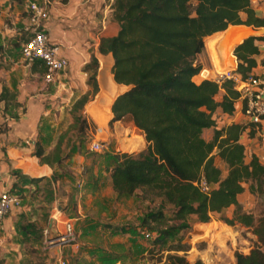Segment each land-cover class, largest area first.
Listing matches in <instances>:
<instances>
[{
  "label": "trees",
  "instance_id": "trees-1",
  "mask_svg": "<svg viewBox=\"0 0 264 264\" xmlns=\"http://www.w3.org/2000/svg\"><path fill=\"white\" fill-rule=\"evenodd\" d=\"M112 7L118 31L101 38L99 52L112 55L115 82L129 87L114 96L112 121L130 118L148 143L145 153L112 155L113 191L127 196L143 188L173 206L175 224H169L170 218L160 209L142 219L159 245L188 229L189 215L207 224L212 213L234 206L233 216L224 221L252 227L260 244L248 254L235 253V264H264V215L255 220L243 212L239 202L246 185L251 194L264 192V165L254 154L246 162L245 146L240 142V136L248 129L252 136L258 124L245 120L217 128L215 111L232 115L236 109L240 94L235 83L231 79L220 84L194 80L206 73L196 60L213 41L206 38L228 25L264 27V17L256 16L251 0H114ZM262 39L264 36L248 37L236 43L234 72L243 80L256 66L255 41ZM90 83L95 94V74ZM6 91L4 87L0 101L5 100ZM87 101L88 94L81 96L73 110L81 109ZM210 127L213 136L206 141L202 131ZM42 154L37 146L35 155ZM216 158L225 165V174ZM201 180L209 186L208 191L200 189ZM161 264L202 262L167 254Z\"/></svg>",
  "mask_w": 264,
  "mask_h": 264
},
{
  "label": "crops",
  "instance_id": "crops-1",
  "mask_svg": "<svg viewBox=\"0 0 264 264\" xmlns=\"http://www.w3.org/2000/svg\"><path fill=\"white\" fill-rule=\"evenodd\" d=\"M31 1L38 0H0V93L5 87L7 89L5 94L9 93L10 97L5 98L6 103L5 100L0 101V111L3 114L0 116V124L7 125L6 130L0 131V193L6 189L14 194L17 190L25 193V191L40 188L48 189L53 200L44 225L39 222L41 218H36L37 220L32 218L28 221H35L38 229L39 226L41 227L44 236L49 232L58 235L61 233L59 227L63 225L61 222L72 220V217L66 214L69 193L75 190L79 196L83 188L87 186V176L80 172L81 168H76V177L73 179L63 174L62 163L50 156L60 141L59 136L70 123V111L73 109V104L81 96L88 94V101L81 109L82 113L89 112L88 109L96 103L100 95L101 102L110 97L113 91L112 86L115 88V85H118L121 92L129 87L117 84L111 77L115 85L110 82L107 77L108 70L111 73L113 57L111 54L99 52L101 38L113 36L118 31V24L111 22V20L114 21L111 18L114 0H49V19L45 23L49 41L59 46L60 55L64 56L69 63L68 67L59 72L50 84H46L43 80L44 67L41 62L20 65L21 61L18 57L22 43L25 41V39L22 41L20 36L27 35L24 30L27 25V15H23V12H27L28 3ZM253 9L256 16L264 17V0H256V9L254 7ZM243 15L242 13L241 17ZM14 41L15 44L20 41L22 43L20 46H13L11 43ZM255 44L258 47V53L254 55L256 66L251 74L264 77V39L256 40ZM232 47L229 51L234 48ZM229 51L223 53V58L226 65H229L225 69L232 70L237 67L238 61ZM203 56L206 57V64H203ZM102 59L110 61L111 64H106ZM196 60L202 64V68L205 66L208 69L213 68L211 56L206 47L205 52L199 54ZM92 65L96 66L94 73L97 84V92L93 95L85 78L79 76L84 67L88 69ZM104 65H106L105 70L107 69L106 78H101L105 72ZM5 66H10L11 72L5 70ZM205 75L206 73L202 77L208 78ZM197 78H201L200 75L195 79ZM201 80L203 79L195 81ZM262 96L264 98V91ZM107 104L108 119H103L105 107L97 123L99 128L104 130L108 122L107 132H109L111 148L109 152L112 155L143 152L148 146L144 135L128 117L112 121V100ZM215 117L217 128L233 122L245 121L241 114L240 101L237 102L232 115L217 109ZM248 130L240 136V142L245 146V161L248 162L254 154L264 165V119L258 124L252 136L248 134ZM134 131H136L135 137H133ZM212 136L213 127L203 129L202 137L206 141L211 140ZM36 146L42 148L41 157L47 158L46 161L35 155ZM63 157L65 156H60V161ZM68 161L76 162V165H85L89 163V158L78 154ZM215 162L222 169L225 167L219 158H216ZM14 172H17V175ZM17 209L13 208L0 222L2 250L6 249L7 245L12 246L13 242H8V237H13L12 230L17 219ZM26 209L29 208H24V211ZM49 236L52 235L49 234Z\"/></svg>",
  "mask_w": 264,
  "mask_h": 264
},
{
  "label": "rangeland",
  "instance_id": "rangeland-1",
  "mask_svg": "<svg viewBox=\"0 0 264 264\" xmlns=\"http://www.w3.org/2000/svg\"><path fill=\"white\" fill-rule=\"evenodd\" d=\"M251 5L256 9V0H251ZM24 14L27 15V12H23ZM111 14V18L115 21L111 20V22L117 23L113 11ZM242 18L245 19V15ZM26 37L27 35L22 34L20 39L23 41ZM21 43L20 41L15 44L14 41L11 44L20 46ZM205 46L206 48L212 47L210 43ZM19 55L20 65H26L21 52ZM202 60L203 64H206V57L203 56ZM202 69L208 70L205 75L208 78L201 77L195 80H211L214 76L213 69L211 71L206 66ZM5 70L11 72V67L5 66ZM81 71L80 78H85L92 92L90 77L95 74L96 66L92 65L88 69L84 67ZM110 77L112 78L111 73ZM107 78L110 80L109 77ZM110 82L113 84L112 80ZM116 94L118 91L114 89L110 97L103 99L102 102L93 103L88 109L90 113L88 111L82 113V109H72L70 123L59 136L60 141L52 155L50 154L58 159H61L60 156H65L62 161L59 160L63 166V174L74 179L76 168L84 167L80 169V172L87 176V186L83 188L81 195L77 196L75 190L69 193V206L66 207V214L72 217L70 221L73 226V240L65 244H52L50 239L57 236L54 232H49L44 236L41 227L39 226L38 229L35 221H28L32 218L34 220L41 218L39 222L44 225L53 200L48 189L40 188L25 191V193L17 190L15 195L20 199V206L16 207L18 208L16 210L17 223L15 222L12 230L13 237H8V242L13 243L12 246L7 245L6 249L0 248V264H57L58 256H61L66 264H161L167 254L182 255L189 262L200 260L202 264H207L205 259L208 257L212 260L211 264H235V253L248 254L251 249L260 246L252 227L239 223L230 225L224 221V218L233 216L234 206L218 213H212L207 224L199 222L195 215H189L187 217L190 226L188 229L167 239L163 245L154 243L155 234L147 225H142V219L149 212L160 209L167 218H170L169 224H175L178 221L172 220L173 206L153 195L149 190L139 188L133 194L126 196L117 195L112 189L109 170L113 158L109 152L111 148L110 136L107 132L108 122L104 130L99 128L97 122L100 121L102 109L113 100ZM7 98H10L9 93L6 94ZM0 116H3L1 111ZM6 129V123H1L0 131ZM135 134L136 131L133 132V137ZM92 140H107L108 150L101 153L90 151L89 144ZM139 153L141 152L129 154ZM78 154L89 158V163L76 165V162L68 161ZM222 171L225 174V167ZM239 202L243 212L252 214L255 220L264 215V192L251 194L246 185L245 191L239 196ZM24 208L29 209L24 211ZM59 230L64 232L63 225H60ZM146 233H149L151 237L146 238ZM261 249L264 250L263 247Z\"/></svg>",
  "mask_w": 264,
  "mask_h": 264
},
{
  "label": "built area",
  "instance_id": "built-area-1",
  "mask_svg": "<svg viewBox=\"0 0 264 264\" xmlns=\"http://www.w3.org/2000/svg\"><path fill=\"white\" fill-rule=\"evenodd\" d=\"M49 0L31 1L27 6V25L24 30L27 34L25 41L21 46V57L26 64H32L35 61L42 63L44 67L43 80L50 84L56 78V75L68 67V60L59 53V46L51 44L45 23L49 19ZM203 70V69H202ZM201 70V71H202ZM235 69L228 70L224 74H216L211 80L220 84L225 79H231L235 83V89L239 92V101L241 102V114L245 120L255 124H260L264 119V77L250 74L246 79H241L234 72ZM200 71V73H201ZM107 140H92L89 144V150L92 152H104L108 150ZM84 169L81 167V170ZM200 189L208 191L209 186L205 181H200ZM20 206V199L10 190H3L0 193V222L13 208ZM64 226V232H61L53 239L52 244H65L73 240V226L71 221L61 222ZM146 238L151 237L149 233ZM57 264H66L65 260L58 256Z\"/></svg>",
  "mask_w": 264,
  "mask_h": 264
},
{
  "label": "bare ground",
  "instance_id": "bare-ground-1",
  "mask_svg": "<svg viewBox=\"0 0 264 264\" xmlns=\"http://www.w3.org/2000/svg\"><path fill=\"white\" fill-rule=\"evenodd\" d=\"M237 28L238 29H242V28H245V26H237L236 29ZM222 34L223 33L219 32V33H215L212 36L206 38V39L213 38V41L209 42L212 47H210V46L207 47V50L209 51V54L211 56L212 65H213V68H212L213 72L212 73H213L214 76L216 74H223V73H225L226 71L229 70V69H224L225 66L228 67L229 65H226V62L224 61V58H223V53H225L227 50H229L232 46H234V45L236 46L237 44L242 42L243 38L246 37V34H241V33L236 34V35L232 34V35H229L228 37H225V36L222 37ZM232 50H230L229 53H232ZM102 61H104L106 63L108 62L106 59H102ZM107 64L110 65L111 62L109 61ZM105 68H106V65L104 67V70H105ZM106 72H107V69L103 73V75H102L103 77L101 76L102 78H106ZM108 77L110 78L109 70H108ZM112 78H113V76H112ZM110 80H111V78H110ZM112 88H113V91H114V89H117L119 94L122 93L120 91V89H119L120 87L118 85H116L115 88L112 86ZM99 97L100 98H98V100L96 102H100L101 95ZM104 114L105 115L103 116V119L107 120L108 116H109L108 104H106V111L104 112ZM37 172H38V170H37ZM32 173H34V172H32ZM205 261L207 262V264H211L212 263V260L209 257L206 258Z\"/></svg>",
  "mask_w": 264,
  "mask_h": 264
},
{
  "label": "water",
  "instance_id": "water-1",
  "mask_svg": "<svg viewBox=\"0 0 264 264\" xmlns=\"http://www.w3.org/2000/svg\"><path fill=\"white\" fill-rule=\"evenodd\" d=\"M237 26L240 25H228L224 30L220 31L222 34V37H228L229 35L232 34H246V37L243 38L246 39L248 37H259V36H264V27H254V26H246V25H242L245 26V28L242 29H236ZM236 47V46H235ZM234 47V48H235ZM234 48L232 50V54L234 51Z\"/></svg>",
  "mask_w": 264,
  "mask_h": 264
}]
</instances>
